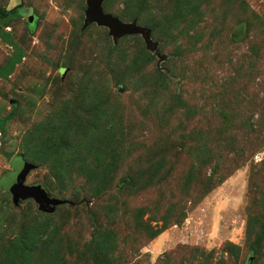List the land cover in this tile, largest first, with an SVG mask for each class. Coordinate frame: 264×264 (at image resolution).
Returning a JSON list of instances; mask_svg holds the SVG:
<instances>
[{
	"label": "rangeland",
	"instance_id": "374dc122",
	"mask_svg": "<svg viewBox=\"0 0 264 264\" xmlns=\"http://www.w3.org/2000/svg\"><path fill=\"white\" fill-rule=\"evenodd\" d=\"M0 6V264H264V0H103L154 49L86 0ZM21 155L52 212L12 201Z\"/></svg>",
	"mask_w": 264,
	"mask_h": 264
},
{
	"label": "water",
	"instance_id": "95a60500",
	"mask_svg": "<svg viewBox=\"0 0 264 264\" xmlns=\"http://www.w3.org/2000/svg\"><path fill=\"white\" fill-rule=\"evenodd\" d=\"M103 0H86L87 9L85 11L84 27L96 23L99 26L109 28V33L114 40L128 34L141 33L146 46L149 49L155 48V43L150 39V29L138 25L135 21L125 22L117 16L104 12L102 8ZM32 11L29 12V21H32ZM12 102V100H11ZM23 164L17 169L15 178H13L7 186L8 191L12 195V201L17 204L20 200L33 199L38 209L42 212H52L57 205L63 204L65 201L56 197L50 196L40 184L27 185L25 180L29 172L35 168V164L24 159ZM186 213H183L178 224H181Z\"/></svg>",
	"mask_w": 264,
	"mask_h": 264
},
{
	"label": "trees",
	"instance_id": "16d2710c",
	"mask_svg": "<svg viewBox=\"0 0 264 264\" xmlns=\"http://www.w3.org/2000/svg\"><path fill=\"white\" fill-rule=\"evenodd\" d=\"M16 11L13 10H7L3 7L0 6V21L5 22L7 20V17L9 16V14L15 13ZM32 24V23H31ZM3 35V33L1 34ZM125 36V35H124ZM22 58L21 53L16 54L8 63V66L5 70L1 71V74L3 75H9L13 72L14 69V65L16 63H18ZM13 108L11 109V111L6 114L5 116H2L0 118V125L3 124L5 121L11 119L14 117V115L16 114V106L14 105V103L12 104ZM0 153H2L4 156L9 157L10 154L8 152H4L3 150H0ZM21 157L23 158V155H21ZM24 159V158H23ZM25 160V159H24ZM27 161V160H26ZM4 185V184H3ZM37 237H41L40 235H38Z\"/></svg>",
	"mask_w": 264,
	"mask_h": 264
}]
</instances>
